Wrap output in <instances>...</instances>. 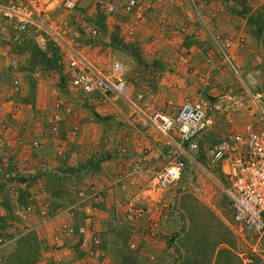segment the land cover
Masks as SVG:
<instances>
[{
	"label": "rangeland",
	"instance_id": "1",
	"mask_svg": "<svg viewBox=\"0 0 264 264\" xmlns=\"http://www.w3.org/2000/svg\"><path fill=\"white\" fill-rule=\"evenodd\" d=\"M139 1L142 5L143 0ZM234 1L248 14L247 21L253 25L261 41V49L257 51L260 59H255V62L259 59V63L247 65L244 77L248 80L249 89L248 85L244 86V92L240 87L238 89V80L242 76L239 73L238 79L230 78L229 86L232 88L223 95H227L226 100L230 105L238 108V104H242L243 111L255 110L260 114L259 123L264 126V2ZM0 2L28 5L66 44L82 50L95 63L104 62V57L115 54L125 66L123 76L130 87L131 102L139 111L146 108L134 119L150 130L151 136L162 139L167 146L163 156L158 157L151 155L150 148L146 147L143 154L148 156L152 164L144 170L146 179L142 188L132 189L131 204L128 201L123 203L124 196L121 194L118 195V202L106 210L98 207L99 202L91 201L88 202L89 207L97 205L93 211L87 213L83 209H75L71 220L67 222L58 206L70 201L74 195L62 194L59 203H54L45 195L41 196L49 211H61L62 215L55 222L32 225L27 233L6 244L0 250V264H264V241L257 240L250 231L241 230L235 225L223 192L224 178L203 154L199 153L196 158L199 166L186 162L180 178L174 183L166 187L154 184L156 172L169 160L171 146L147 123L144 116L151 117L156 111L166 113L161 104L163 91L157 84L159 76L155 64L134 63L122 54L121 25L130 16L136 19L123 10L122 5L126 0H81L73 10L63 8L62 0ZM256 2L260 5L254 9ZM108 3L118 8L110 16L103 9V5ZM64 23L66 28L63 27ZM84 24L96 26L98 36L87 34L83 30ZM130 50H136V47L131 46ZM96 57L101 61L96 60ZM67 58L62 43L48 33L34 27L20 32L12 21L0 17V140L2 137L7 140L17 136L28 142L27 138L37 136V132L46 140L38 149H33L31 145L36 154L30 161L17 160L12 157L13 151L8 149L9 146L0 143V164L8 155L14 162V166L0 171V237L4 234L11 237L12 227L17 228L15 231L27 227L21 214V207L27 202L20 184L33 188L41 185L47 191L59 188L52 173V163L59 160L54 155V144L58 141L63 144L65 138H62L60 130L57 134L50 133L47 126L55 102L62 101L63 108H94L84 95L75 94L71 89ZM13 60L16 61V67L11 65ZM14 78H18L21 83L17 92L13 85ZM244 94H247L246 100L238 97ZM202 95L204 98L221 100L220 96ZM171 99L173 104L170 110H173L175 99ZM103 105H108L109 110L117 106L115 108L118 111L115 112H118V117L112 111H93L92 118L99 124L96 131L101 129L104 136L131 137L128 131L130 126L124 115L134 108L121 100L108 101ZM77 133L81 136L82 132L77 129L75 136ZM214 140L217 139L213 137L208 142ZM68 142L70 145L64 144L68 159L60 160L55 169L74 166L68 164H71L69 157L70 152L74 154L75 142ZM66 168L70 171L68 168L71 167ZM135 171L130 180H135L134 184H137L141 172ZM63 186L72 188L69 183ZM32 214L38 215V209L35 208ZM88 218L91 220L88 221ZM68 226H73L75 233L66 235L63 229ZM81 228L87 233L97 234L100 237L99 245H93L83 238L79 233Z\"/></svg>",
	"mask_w": 264,
	"mask_h": 264
},
{
	"label": "crops",
	"instance_id": "2",
	"mask_svg": "<svg viewBox=\"0 0 264 264\" xmlns=\"http://www.w3.org/2000/svg\"><path fill=\"white\" fill-rule=\"evenodd\" d=\"M256 1L264 2V0ZM258 5L260 4L257 3L254 9ZM141 7L139 17L135 16L136 19H134L130 16L121 25L123 43L136 47L140 60H136L127 49H123L122 54L134 63L141 61V63L156 65L159 76L157 84L163 91L161 104L166 114H171L185 97L194 100L202 97V94L220 96V101L207 98L214 108L210 112L213 124L202 136L201 142L205 146L220 140L228 133L242 131L248 123L264 128L259 123L260 114L255 110L243 111L242 104H238V108L230 105L226 100L227 95H223L227 89L232 88L229 86L230 78L238 79L239 73L242 76L240 81L238 80V89L240 87L244 92V86L247 85L249 89L248 80L244 77L246 69L248 70L247 65L259 63L260 59L257 51L261 49V41L253 25L247 21L248 14L241 10L239 4H236L234 0H198V5L193 6L191 0H143ZM225 42H229V46H224ZM180 55L185 56V62L179 60ZM107 57L102 59L100 55L99 58L107 60ZM99 58L96 60L101 61ZM257 58L259 59L255 62ZM102 63L103 61L96 62L98 65ZM84 97L94 105L93 110L87 106L80 108L68 106L69 111L66 112L60 127V133H63L62 138H65H63V148L67 149L64 144L70 145L68 140L75 142L74 154L70 152L69 157L71 164L67 163L75 167H66L80 169L74 172L70 170L71 168L67 171L66 167L55 169L59 165L58 162L62 160L59 159L52 163L54 168L52 173L59 188H50L51 191H47L46 187L41 185L36 188L19 185L25 198L27 194L38 198L45 195L54 203H59L62 201V194L74 195L70 197V201L58 206V210L65 214L63 219L67 222L71 220L70 217L72 213H75V209H83L88 213L96 208L94 206L97 205L89 207L88 202L79 205V189L88 186L102 190L101 197L97 201L101 209L106 210L113 203L118 202L120 194L124 196L123 203L128 201L131 204L133 201L131 192L142 188L143 181L146 179L144 170L152 164L148 156L143 154L146 152V147L150 148V154L154 157L163 156L167 149L162 139L151 136L152 132L134 119L146 108L143 111L142 109L128 111L124 115L130 126L128 131L132 134L131 137L104 136L101 129L96 131L99 124L92 118L93 111L100 113L102 110H107L114 114L118 111L115 108L117 106H110L111 110H109L108 105L103 103L108 101L112 103L111 100L102 101L94 96ZM172 97L175 99V106L173 110H170V105L173 104ZM238 97L246 100L247 94L242 97L238 95ZM115 113L117 118L118 112ZM77 129L82 132L81 136L78 133L75 136ZM40 134L37 132L35 134L37 136L28 137V142L17 136L7 140L2 137L0 143L9 146L8 149L13 151L12 157L30 161L36 154V150L31 147L32 143L42 139L43 141H39L42 145L46 141ZM172 137L176 138L174 133ZM213 137L217 140L208 142V139ZM27 143L28 147H26ZM68 156L69 154L66 155L65 152V159L66 157L68 159ZM91 160L97 161V165L87 166V162ZM136 167L137 171H135ZM134 171L141 172L137 184H134L135 180H130L135 174ZM119 177H123L122 180L118 181ZM68 183L72 188L63 186ZM53 206L56 207L57 204ZM21 214L27 227L41 225V218L32 214V211L28 213L26 205L21 207Z\"/></svg>",
	"mask_w": 264,
	"mask_h": 264
},
{
	"label": "built area",
	"instance_id": "3",
	"mask_svg": "<svg viewBox=\"0 0 264 264\" xmlns=\"http://www.w3.org/2000/svg\"><path fill=\"white\" fill-rule=\"evenodd\" d=\"M200 1V0H199ZM81 0H62L63 8L73 10ZM193 6L198 0H191ZM125 13L139 17L141 4L139 0H126L122 5ZM107 16L117 12L114 4H104ZM0 17L12 21L15 28L20 31L34 27L48 33L58 42L62 43L68 54L67 73L69 85L75 94L98 97L102 101L121 100L137 110L129 98L130 89L123 74L125 66L115 54H109L107 60L101 65L92 61L82 50L66 44L55 30L44 24L40 14L28 5L15 2H0ZM67 27L66 23L63 24ZM83 30L92 37L99 34L98 28L91 24H84ZM224 46H229L225 42ZM179 60L185 62V56L180 55ZM16 67V61L11 62ZM20 80L14 78L15 92L19 90ZM213 104L204 97L192 100L185 97L171 114L156 111L151 117L144 116L147 123L162 136L171 146V154L167 164L154 176V184L166 187L181 176L186 162L199 166L196 158L199 153L205 156L207 162L215 167L223 176L225 185L223 192L228 199L232 218L235 225L241 230L250 231L259 241H264V128L254 124H245L240 132H231L220 140L210 144H202L203 133L213 124L210 112ZM68 108H63V102H55L51 115L47 120L48 130L57 134L64 120ZM172 133L176 138L172 137ZM33 149L41 147L39 141H34ZM54 155L58 159H65V149L60 141L54 144ZM11 156L2 159L0 171L14 166ZM123 177H119L118 181ZM102 190L88 187L79 191V203L98 201ZM26 210L29 213L38 209L41 225L58 219L61 211L51 212L41 198L26 195ZM31 227L20 231L12 227L11 237L5 234L0 237V250L6 244L14 242L21 235L27 233ZM66 235L75 233L73 226L63 229ZM79 233L93 245H99L100 237L94 233H87L83 228Z\"/></svg>",
	"mask_w": 264,
	"mask_h": 264
},
{
	"label": "trees",
	"instance_id": "4",
	"mask_svg": "<svg viewBox=\"0 0 264 264\" xmlns=\"http://www.w3.org/2000/svg\"><path fill=\"white\" fill-rule=\"evenodd\" d=\"M122 45L124 46V48L123 49H127L128 51H129V48L131 47L130 45H128V44H123L122 43ZM130 52H131V54H132V56L136 59V60H140V56H139V52L137 51V49L136 50H130ZM141 62V61H140ZM97 161H95V160H91L90 162H87V166H89V167H93L94 165H97ZM85 167V166H84ZM78 169H80V168H78ZM70 170H72L73 172H74V168H71ZM76 171V170H75Z\"/></svg>",
	"mask_w": 264,
	"mask_h": 264
}]
</instances>
